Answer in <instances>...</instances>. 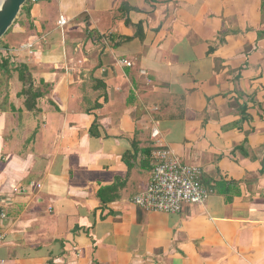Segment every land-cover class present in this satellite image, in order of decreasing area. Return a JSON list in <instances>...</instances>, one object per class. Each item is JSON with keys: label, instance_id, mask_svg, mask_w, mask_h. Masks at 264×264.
Returning a JSON list of instances; mask_svg holds the SVG:
<instances>
[{"label": "crops", "instance_id": "obj_1", "mask_svg": "<svg viewBox=\"0 0 264 264\" xmlns=\"http://www.w3.org/2000/svg\"><path fill=\"white\" fill-rule=\"evenodd\" d=\"M11 33L3 264H264V0L44 1ZM155 121L202 168L205 203L173 215L133 204Z\"/></svg>", "mask_w": 264, "mask_h": 264}, {"label": "built area", "instance_id": "obj_2", "mask_svg": "<svg viewBox=\"0 0 264 264\" xmlns=\"http://www.w3.org/2000/svg\"><path fill=\"white\" fill-rule=\"evenodd\" d=\"M50 2L53 0H32L33 3ZM61 18L59 26L65 24ZM123 66L131 67L127 60L119 62ZM157 111V107L154 109ZM154 141V150L151 153V170L146 187L133 197V204L146 212H161L178 214L184 205H201L206 202L212 190L201 183L203 170L196 165L184 163L161 141L159 122L155 121L150 133ZM4 218V214H1ZM5 238L0 233V244ZM0 261V264H3Z\"/></svg>", "mask_w": 264, "mask_h": 264}, {"label": "water", "instance_id": "obj_3", "mask_svg": "<svg viewBox=\"0 0 264 264\" xmlns=\"http://www.w3.org/2000/svg\"><path fill=\"white\" fill-rule=\"evenodd\" d=\"M27 0L0 1V40L17 20L20 11Z\"/></svg>", "mask_w": 264, "mask_h": 264}, {"label": "trees", "instance_id": "obj_4", "mask_svg": "<svg viewBox=\"0 0 264 264\" xmlns=\"http://www.w3.org/2000/svg\"><path fill=\"white\" fill-rule=\"evenodd\" d=\"M32 4H34L32 2V0H27L26 1V3L24 4V6L22 7V9L20 11L19 18L14 22L13 26L7 31V33L10 30L13 29L14 25L17 24L20 21V19L22 18L23 15H25V14L28 15L29 14V11H30V8H31ZM0 43H1V40H0ZM0 46H1V44H0ZM8 65H9V62H8V60L5 57L1 56V49H0V71H4L8 67ZM24 70H26V68L24 66H21V70H20L21 74H22V72ZM30 90L32 92L33 89L31 88ZM33 91H35V92H34L33 95L30 96L31 98H33V99L42 98L43 94L40 92V90H33ZM32 101H36V100H27L26 101L27 107H29V108L31 107ZM201 183L204 186V184H203V175L201 177Z\"/></svg>", "mask_w": 264, "mask_h": 264}, {"label": "rangeland", "instance_id": "obj_5", "mask_svg": "<svg viewBox=\"0 0 264 264\" xmlns=\"http://www.w3.org/2000/svg\"><path fill=\"white\" fill-rule=\"evenodd\" d=\"M19 18V16H18ZM17 18V19H18ZM13 30V29H12ZM12 30L9 31L8 34H6L2 39H1V43L0 44H7L10 48H17L20 43L19 41H21L20 37H15L14 35H12ZM156 107H153L152 112H157L159 109L157 108V111H155ZM39 123L36 122V125H38Z\"/></svg>", "mask_w": 264, "mask_h": 264}]
</instances>
